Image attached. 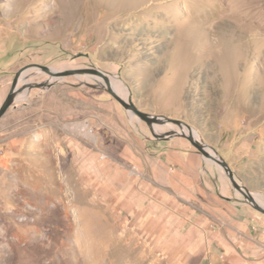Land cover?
I'll return each mask as SVG.
<instances>
[{
	"label": "rangeland",
	"instance_id": "374dc122",
	"mask_svg": "<svg viewBox=\"0 0 264 264\" xmlns=\"http://www.w3.org/2000/svg\"><path fill=\"white\" fill-rule=\"evenodd\" d=\"M263 17L264 0H0V107L21 72L0 117V264H168L117 193L149 142L197 151L180 128L264 207Z\"/></svg>",
	"mask_w": 264,
	"mask_h": 264
},
{
	"label": "crops",
	"instance_id": "0c3cea01",
	"mask_svg": "<svg viewBox=\"0 0 264 264\" xmlns=\"http://www.w3.org/2000/svg\"><path fill=\"white\" fill-rule=\"evenodd\" d=\"M119 208L147 247L168 264H264V215L218 167L174 140L149 142Z\"/></svg>",
	"mask_w": 264,
	"mask_h": 264
},
{
	"label": "water",
	"instance_id": "95a60500",
	"mask_svg": "<svg viewBox=\"0 0 264 264\" xmlns=\"http://www.w3.org/2000/svg\"><path fill=\"white\" fill-rule=\"evenodd\" d=\"M36 68H40L42 71L46 72L47 74L54 76V77H58V76H63V75H72L74 74L73 71H68L66 73H52L47 67H43V66H39V65H35ZM96 73L98 75H101L105 81L106 78L104 77V75H102L101 73L94 71V70H84L81 71V73ZM21 72H18L15 74V77L13 79V83L11 85L10 91L8 93V95L6 96L5 100L2 103V106L0 107V117L3 116L5 114V112L13 105L14 100H15V89H16V85H17V81H18V77L20 76ZM31 86H28V88H30ZM109 93L114 97V99H116V101H118V103L127 111L131 112L132 114L136 115L137 117H139L141 120L145 121L146 123H148L149 125L151 124L152 120L153 121H159L156 118H153L151 116H149L148 114H145L143 112H141L135 105H133L130 101H124L122 100L119 96H117L116 94H114L110 89L108 90ZM172 123L178 124L180 125V123L178 121H174V120H169ZM151 126V125H150ZM184 138H186L190 144L192 145L193 148H195L203 157L210 159L212 161H214L215 163H217L219 166H221L229 175V179L233 185V187L239 192L241 193V195H243V197L249 202V204L253 207L254 210H256L257 212L261 213L264 215V208L257 205L255 203V201L251 198V196L245 191V189L241 188L239 185H237L234 180H233V175L231 173V171L229 170L227 164L221 160V159H217L214 156H212L211 154H209L206 151V146L203 145L200 141H197L193 138V136L191 134L187 135H182ZM159 139L162 140H166L168 139V136H161Z\"/></svg>",
	"mask_w": 264,
	"mask_h": 264
},
{
	"label": "bare ground",
	"instance_id": "6f19581e",
	"mask_svg": "<svg viewBox=\"0 0 264 264\" xmlns=\"http://www.w3.org/2000/svg\"><path fill=\"white\" fill-rule=\"evenodd\" d=\"M55 5L57 6V4L55 3ZM244 7V6H243ZM95 8V7H94ZM241 8V7H240ZM247 8V7H246ZM240 11V10H239ZM243 11V10H242ZM243 13V12H242ZM242 13H241V15H242ZM243 14H245V13H243ZM261 15V14H260ZM262 17V16H261ZM261 17L260 18H258V19H261ZM245 18V17H244ZM264 18V17H263ZM233 19V18H232ZM246 19V18H245ZM250 19V18H249ZM256 19V18H255ZM258 19H256V20H258ZM251 20V19H250ZM249 20V21H250ZM252 21V20H251ZM255 21V20H254ZM259 21V20H258ZM257 22V21H256ZM255 22V23H256ZM264 22V21H263ZM250 23V22H249ZM252 23V22H251ZM262 23V22H261ZM258 25H260V22L258 23ZM258 25H255V26H258ZM253 26V25H252ZM261 26V25H260ZM251 27V26H250ZM249 27V28H250ZM262 27V26H261ZM260 27V28H261ZM252 28H254V26L252 27ZM259 28V29H260ZM246 29V28H245ZM255 29V28H254ZM244 31V30H243ZM247 32V31H246ZM264 33V32H263ZM222 55V54H221ZM217 56H219V55H217ZM91 74V73H90ZM89 75V74H88ZM87 75V76H88ZM92 76H90L89 78H93V79H95V80H97V81H99V77H101L102 79H103V81H105V79L101 76V75H98V74H96V73H93V74H91ZM96 76H99V77H96ZM105 83H107V85L108 86H111L113 89L114 88H116V90L117 89H120L121 88V85L118 83V82H113V81H109V80H107L106 79V81H105ZM101 84V83H100ZM108 89H110V88H108ZM111 91H112V89H110ZM119 92V91H118ZM117 96H119L122 100H124V101H126L127 102V96H126V94H123V93H120V94H116ZM241 98V97H240ZM244 98V97H243ZM242 99V98H241ZM264 104V103H263ZM264 107V106H263ZM263 116H264V113H263ZM183 127V126H182ZM190 132H189V131ZM191 134L192 136H193V138L195 139V140H197V141H199V138H198V136H195L194 135V131L192 130V129H189V128H187V130H185V129H179V130H177L176 131V134ZM252 199H253V197H251ZM257 202V201H256ZM259 204H261V205H264V203H261L260 201H259ZM264 208V207H263Z\"/></svg>",
	"mask_w": 264,
	"mask_h": 264
}]
</instances>
